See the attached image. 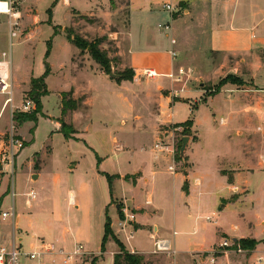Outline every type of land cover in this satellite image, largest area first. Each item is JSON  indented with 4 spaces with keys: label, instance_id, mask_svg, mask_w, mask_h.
I'll return each instance as SVG.
<instances>
[{
    "label": "crops",
    "instance_id": "obj_1",
    "mask_svg": "<svg viewBox=\"0 0 264 264\" xmlns=\"http://www.w3.org/2000/svg\"><path fill=\"white\" fill-rule=\"evenodd\" d=\"M205 2L210 9V12L206 9L207 12L201 13L207 19L209 28L205 41L204 36L193 35L191 30L180 34L177 29H173V34L165 35L169 46L164 47L162 39L157 40L155 45L154 39L150 40L144 31L143 51L124 56L126 66L135 73L133 81L119 83L112 80L95 61L88 62L87 67L83 66L76 61L79 50L76 48L70 63L77 72L91 70L93 80L110 86L113 90L109 95L111 101H128V95L121 93L127 92L126 89L132 91L129 95L131 98L150 101L152 121H149V130L146 132L148 126L142 123L141 115L134 112L123 113L118 117L108 114L104 116L107 120H100L97 124H93L91 115L83 114L87 123L85 127H78L81 111L87 110L83 103L86 108L67 114L65 122L76 131L74 137L66 140L72 149L75 147L69 152L68 170L72 173L80 171L76 182L77 191L59 189V178H55L54 189L44 191L43 200L37 206L32 202L30 206L27 205V213L15 212L14 222L10 218L4 220L0 217L1 222L12 226V234L2 236L0 246H10L15 241L26 252L42 254V260L24 258L23 264H114L115 255L119 252L117 244L110 239L105 251H102L106 216L111 219L112 230L126 250L143 256L146 264H232L233 261L245 264L247 258L250 264H264V216L258 214L256 218L248 217L246 221L242 212L244 204H249L254 210L264 197V151L258 153L255 132L251 133L249 129L256 122L264 125V0H237L234 10L226 8L228 0ZM22 24L28 27L24 19ZM194 39L204 44L208 55H222L223 59L231 56L238 60L230 72L240 77L244 85L226 84L216 95L206 99H218L224 89L228 94L218 103L217 109H213L218 115L221 114L219 123L224 128L219 132L217 129L209 131L212 136L222 140L221 146L216 149V153L212 152L213 155L207 156L209 152L204 154V143L192 125L190 130L193 136L189 137L185 159L179 161L183 163L179 171V163L174 153H171L174 148L172 135L161 128L185 123L173 120L170 109L176 101L172 102V97L164 93L176 88L168 75L180 62L177 65L171 59L169 67L162 63V55H170V51L175 50L182 59L185 50L193 54L192 61L196 53L204 51L194 43ZM172 40L176 41L175 45ZM150 41L154 44L151 45ZM7 42L10 48L8 28L0 26V47ZM14 44L15 40L13 47ZM3 52L6 51L0 54ZM218 65L193 67L198 75L218 82L225 73L226 63ZM28 68L25 77L18 78L13 72L12 60L14 97L25 96V92H30L31 80L45 73V60L32 62ZM198 68L203 71L198 72ZM144 69H152L158 76H141ZM50 74L45 80L48 92ZM70 91L72 97L78 100L73 90ZM187 100L189 98L182 99L183 102ZM13 101L12 105L8 98L2 102L0 115L9 110L11 119L16 108ZM214 120L218 122L216 116ZM231 121L237 124L235 133L228 128ZM57 126L60 131L61 124ZM92 128L96 131L91 138ZM257 129H261L264 136V127ZM147 135L151 138L150 145H139L142 138L146 140ZM23 139L28 142L24 136ZM159 139L169 144V150L155 148ZM194 144L200 149L196 156L192 148ZM40 165L36 167V162L32 164L34 170L38 171ZM172 165L175 166L174 172L169 170ZM191 170L192 175L189 173ZM36 172L32 173V177L36 176V180H39L42 174ZM107 175L115 177L111 186ZM61 190L69 195L67 210L59 200ZM195 210L206 213V221L211 219L208 223L214 230L210 237L206 228L200 229V219L193 216ZM231 210L237 212L244 224L219 226L224 219L222 217ZM129 215H134V219L130 220ZM166 217L173 222L175 229L172 232L162 228ZM234 238L236 244L241 239H254L258 244L254 250L247 251L241 249L238 243L240 250L221 253L217 247L222 241ZM157 240L170 241L174 253L155 254Z\"/></svg>",
    "mask_w": 264,
    "mask_h": 264
},
{
    "label": "rangeland",
    "instance_id": "obj_2",
    "mask_svg": "<svg viewBox=\"0 0 264 264\" xmlns=\"http://www.w3.org/2000/svg\"><path fill=\"white\" fill-rule=\"evenodd\" d=\"M236 1L228 0L226 8L234 10ZM168 2L169 0H23V17L29 29L28 27H23L22 24L23 33L18 39H15L12 50L13 72L15 76L23 79L32 62L38 63V61L45 60L50 41L51 52L47 62L51 67L50 75L52 77L50 79L49 93L41 100L42 110L38 114L36 122L26 121L24 114L31 111L22 110V104L25 102V99L32 98L31 94L27 92H25V96L16 95L14 97L13 95L16 108L13 109L11 119H9V110L5 114L0 115V146L2 143L7 145L12 137L23 139L24 136L28 141H24L26 146L17 152L13 166L9 165L4 171L0 172L1 212L14 206L17 214L27 213V194L35 191L38 198L33 204L34 206L39 204L38 202L43 200L44 191L47 192L50 188L51 190L54 189L55 178H59L57 183L59 189L77 191L78 186L76 182L80 171L72 173L68 170L69 152L75 150V147L72 149L69 146V142L57 126L61 118L60 94L62 92L73 90L75 97L79 98L78 101L81 103L79 109L87 107V110L81 111L78 127L81 125L85 127L87 123V120L83 119V114L91 115V121L94 120L93 124H97L100 120H107L104 116L108 114H111L110 116L112 117L115 114V117H118L123 113L132 114L134 112L141 115L143 118L142 123L148 126L146 132L149 130V121H152L150 101L140 98L136 99L135 97L131 98L129 95L132 91H129V89H126L128 90L127 92L121 91V93L128 95L126 96L128 101H111L109 95L112 94L113 90L110 89V86H104L96 79L93 80L91 70L77 72L74 66H71V57L77 49L68 41L66 31L72 30L75 35L89 42L100 41L102 38H106L99 45V48L102 51H106L111 61V72L113 74H120L129 69L125 64L124 56L127 53L130 54L136 51L140 53L143 51L142 47L144 45L142 40L144 31L148 33L150 40L154 39L155 45L157 40L162 39L164 47L169 46L165 35L173 34V29H177L180 34L187 29L191 30V34L193 35L204 36L205 41L209 28L206 23L207 19L201 16V13L207 12L206 9L210 12L206 4L207 2L205 0H170L169 3L176 9V12L173 14V17L177 18L176 20H173L171 14L163 8L164 4ZM84 17H87L88 20L84 19ZM168 23L172 26V29L169 31L159 27V25ZM55 29L58 32L57 35H54ZM27 34H30V36H26ZM194 43L198 47L203 48L204 51L196 53L195 59L192 61L193 54L186 53L184 50L181 59L178 53L175 61L177 65L178 62L180 63L174 70L171 69L170 72H177L179 68H184L186 74L181 83H175L176 88L174 90H166L164 93L170 95L173 91L184 89V92L179 94L180 97L172 98V102H176L170 109V113L174 116L173 120L178 123L186 122L189 119L192 120V125L199 132V137L204 143V154L209 152L207 156H210L213 155L212 152L216 153V149L221 146L222 140L219 137L212 136L209 131L217 129V132H219L224 128L219 123L221 114L218 115V112L215 110L220 102H222L224 96L228 94L224 89L220 93V96H218V99L214 101H206V99L214 96L213 91L224 80L227 81L225 85L234 84L243 86L244 83L240 77L230 72L238 60L231 56L223 59L222 55L220 57L215 54L208 55L206 54L204 44L200 40L194 39ZM153 44L152 41L151 45ZM8 49L9 44L7 42L6 45L0 47V53L2 51L8 52ZM90 49L91 47H89ZM162 56L164 59L162 63L171 67V64L168 62L171 59L173 60L172 56L167 53ZM76 61L87 67L88 62L94 60L89 51L85 50L82 52L78 50ZM221 62L226 63L224 67L225 73L218 82H215L216 80L214 79H209L207 76L198 75L196 69L193 67L197 65V67L202 66L205 68L207 64L219 66L218 64ZM199 71H203V69L198 68ZM194 78L197 79L194 80ZM112 80L116 81L115 79ZM8 97V95L4 94L0 96V107L2 102ZM184 98H189V100L183 102L182 99ZM204 101L206 102L203 104ZM9 104L12 105L13 103L10 102ZM15 116L19 117L21 121L26 122L22 124L17 123L14 121ZM214 116H216L217 123L214 120ZM228 125V128L235 133L236 122L231 121ZM13 126L14 129H12ZM258 127L263 129L264 125L256 122L249 129L251 133L255 132L259 153L264 151V136L261 129H257ZM161 129L168 131L172 135L171 142L174 148L171 150L174 152L173 155L176 162L179 163L177 169L180 171L183 168V163L178 161L177 156L182 147V138L185 136L192 137L193 133L190 127L185 128L180 124L169 125ZM74 130V127L72 130L67 129L71 138L76 135V133H73ZM92 130L91 138L95 136L96 131L95 128H92ZM145 139L144 141V138H142L139 145L143 143L150 145L151 138L147 135ZM161 141L166 150H169V144H166L163 140ZM192 148L196 156L200 152V149L196 144ZM200 156H203V154L200 153ZM34 162H36V165L41 163L40 171L34 170L33 167L35 166H32ZM33 172H40L42 174L41 178L39 180L34 179L32 177ZM189 173L192 175V170ZM62 191L64 190H61L59 200L65 206L64 209L67 210L66 204L69 195L67 192ZM242 210L246 216V221L249 219L248 217L254 219L258 214L264 216V197L261 198V202L256 209L252 210L249 204H244ZM193 216L196 219H200L198 220L200 229L205 230L206 228L208 230L206 232L210 237L214 229L212 225H209L208 222L210 221L208 219L206 221V213L195 210ZM222 218L224 219L219 226L224 225L229 227L231 224L242 226L244 224L243 220L237 216V212L232 210ZM161 225L163 229L169 230V232L175 229L172 220L168 217L165 218ZM7 234H12V226H7V224L0 220V244L2 242L1 237ZM233 243V246L230 248L220 249L221 253L226 254L225 252L228 250H240L238 242L237 244ZM250 263L251 261L247 258L245 264ZM232 264L242 263L233 261Z\"/></svg>",
    "mask_w": 264,
    "mask_h": 264
},
{
    "label": "built area",
    "instance_id": "obj_3",
    "mask_svg": "<svg viewBox=\"0 0 264 264\" xmlns=\"http://www.w3.org/2000/svg\"><path fill=\"white\" fill-rule=\"evenodd\" d=\"M170 2V0H169ZM164 4L163 8L168 11L171 16L176 12V9L172 6L171 3ZM23 0H0V26H6L8 28V33L10 37V48L8 52H3L0 54V94L8 95V102L13 100V85L11 78V66H12V48L13 40L18 39L23 33L22 23H23V11H22ZM161 29L166 31L171 30V25L165 24L159 26ZM172 44L175 45L176 41L172 40ZM170 55L175 60L178 57V53L175 50L170 51ZM186 74L184 68H179L177 72H171L168 77L175 83H181L183 77ZM141 76L147 78H155L158 74L152 69H144ZM184 92V89L180 91H173L170 93V97L178 98L180 93ZM35 109V103L26 98L25 102L22 104L23 111H33ZM223 120H221V123ZM14 129V126L12 127ZM0 172L4 171L6 167L14 164L17 152L24 148V139H19L12 137L7 145L4 143L0 146ZM156 149H166L163 145L161 139L155 144ZM171 153H174L171 150ZM170 171H175V166L172 165L169 168ZM14 195V194H13ZM27 205L30 206L32 202L37 199V193L31 191L27 194ZM2 219L6 220L8 218L14 219L16 217L14 206L9 208L7 211L1 213L0 216ZM130 220L134 219V215H129ZM208 220H211L208 218ZM126 223V222H125ZM174 234H177L174 232ZM233 241L231 239H224L220 244V249L230 248L233 246ZM82 248V247H80ZM155 254H170L174 253L171 242L168 240H157L156 248L154 251ZM42 254L38 252H26L21 246L17 245L14 241L10 246H0V264H23V259L28 258L30 260H42ZM65 263H67L65 261Z\"/></svg>",
    "mask_w": 264,
    "mask_h": 264
},
{
    "label": "trees",
    "instance_id": "obj_4",
    "mask_svg": "<svg viewBox=\"0 0 264 264\" xmlns=\"http://www.w3.org/2000/svg\"><path fill=\"white\" fill-rule=\"evenodd\" d=\"M84 19L88 20L87 17H84ZM55 34L57 35L58 32L55 29ZM66 35H67V39L70 43H72L76 48H78L79 50H81L82 52L87 50L89 51L92 59L101 67V69L107 74L110 75L111 72V61L106 53V51H102L99 48V45L101 43H103L106 38H102V40L98 41H94V42H89L86 39L75 35V33L70 30V31H66ZM89 47H91V49L89 50ZM51 52V42L49 41L48 43V50L46 52L45 55V73L43 76H41L40 78H34L31 80L30 86H31V90L29 92V94H31L32 98L29 97L34 103H35V109L33 111H31L30 113H26L24 114L26 121H37V116L39 113H41L42 110V103L41 100L44 96H46L49 92L47 89V85H46V78L47 76L50 74V65L47 62V59L49 57V54ZM119 75L120 77L118 79H115L117 82L121 83L122 81H133L135 73L133 70L128 69L125 70L124 72L120 73V74H116ZM225 83H227V81H222V83L219 85V87H217L214 91H213V95L217 94L221 88L225 85ZM62 101H61V118H60V124H61V128H60V132L63 133L64 137L66 139H70V134L68 133L67 129L72 130L73 126L69 125L65 122L64 118L67 116V114L71 111H75L78 110L81 107V103L80 101L74 99L72 97V91L70 92H66L62 94ZM14 121H16L19 124L25 123L26 121H21V119L17 116L14 117ZM193 124L192 120H188L183 124H180L182 126H184L185 128L187 127H191ZM178 125V124H177ZM73 133L75 134L76 131L74 130ZM26 146L25 142H24V147ZM178 161H183L185 159V157H181L180 156V152L177 156ZM37 167V165H36ZM108 181L110 183V186L113 183V180L115 179L114 176H108ZM231 181V179H230ZM184 189L185 191L187 190V182L184 185ZM121 211V210H120ZM1 209H0V216H1ZM112 239L118 246L119 248V252L115 255V260H114V264H146L144 262V257L139 255V254H131L129 253L125 246L121 243V241L115 236L113 230H112V223H111V219L106 216V222H105V234H104V238L102 241V251H105L106 248V244L107 242ZM241 249L243 250H247V251H252L256 248L258 242L254 239H241L238 241Z\"/></svg>",
    "mask_w": 264,
    "mask_h": 264
},
{
    "label": "water",
    "instance_id": "obj_5",
    "mask_svg": "<svg viewBox=\"0 0 264 264\" xmlns=\"http://www.w3.org/2000/svg\"><path fill=\"white\" fill-rule=\"evenodd\" d=\"M110 78H112V79H118L120 76L119 75H116V74H113V73H111L110 75ZM189 137L188 136H185V137H183L182 138V147H181V149H180V156L181 157H184V154H185V151H186V147H187V144H188V142H189ZM34 179H36V176H34L33 177ZM237 240L234 238L233 239V242H236Z\"/></svg>",
    "mask_w": 264,
    "mask_h": 264
}]
</instances>
